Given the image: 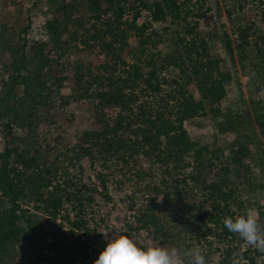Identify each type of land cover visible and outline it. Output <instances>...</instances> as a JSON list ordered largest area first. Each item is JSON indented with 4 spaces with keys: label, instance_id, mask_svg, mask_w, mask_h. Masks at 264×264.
Returning a JSON list of instances; mask_svg holds the SVG:
<instances>
[{
    "label": "trees",
    "instance_id": "trees-1",
    "mask_svg": "<svg viewBox=\"0 0 264 264\" xmlns=\"http://www.w3.org/2000/svg\"><path fill=\"white\" fill-rule=\"evenodd\" d=\"M52 1L66 22L84 8L88 42L104 54L100 66L72 78L73 99L89 101L95 128L81 134L71 155L57 157L18 136L57 122L58 100L70 104L62 94L68 78L60 56L49 55L50 42L31 37L30 11L21 30L0 23V264H93L117 235L146 233L178 249L190 232H202L196 244L206 264L213 256L231 264L234 254L262 264L263 254L223 220L252 208L264 225V179L256 181L251 142L240 132L250 120L231 112L228 89L236 58L246 76L258 61L264 84V0H225L231 33L209 0ZM253 4L259 23L243 22ZM61 23L45 27L59 52L68 32ZM254 117L264 137V105ZM201 118L237 140L223 149L191 137L185 124ZM246 189L257 204L243 198ZM118 192L126 221L109 230Z\"/></svg>",
    "mask_w": 264,
    "mask_h": 264
},
{
    "label": "rangeland",
    "instance_id": "rangeland-1",
    "mask_svg": "<svg viewBox=\"0 0 264 264\" xmlns=\"http://www.w3.org/2000/svg\"><path fill=\"white\" fill-rule=\"evenodd\" d=\"M57 1L61 2L62 0ZM64 1L67 3L72 2V0ZM209 2L219 24H225L229 33H231L232 29L227 16L225 0H209ZM53 4L55 3L52 0H0V23L6 24L11 29L21 30L29 24L27 14L28 11H30L32 26L31 37H33L34 40L50 42V47L48 48L49 55L53 57L54 60H57L59 56L61 58L62 65L59 67L61 68L60 74L68 78L65 80L62 94L70 98V104L66 106V108L59 107L60 100H58V105L56 104L57 107L53 112L55 120L58 123L56 122L53 125H42L33 131L22 130L18 132V136L24 139L26 144H30L32 147L36 148L39 147L44 153H53L57 157L60 156L59 154L71 155V151L75 148L81 134L95 128L94 113L89 101H75L73 99L75 92L72 89V78H74V73L80 68L85 70L87 67L100 66L101 63L105 61V57L99 47H94L92 42H88L91 33L87 32L85 29H89V15L84 8L77 7L73 16L66 22L63 20L62 13L59 14L56 12L55 8L50 7V5ZM49 20H61L62 27H66L68 30L62 39L64 42V49L60 52L56 50L55 43L52 42L46 34V22ZM242 21L259 23L260 14L257 4L248 7L242 15ZM132 45L135 46L136 42L132 41ZM216 48L218 55L223 57L225 51L223 47H221V44L218 43ZM253 63L254 66H256V64L258 65V61H254ZM254 66L248 69L251 73L246 76L237 58L235 64L230 63L233 81L228 87L230 96L229 103L231 105L229 106L232 109L231 112L235 113L239 109L241 114L250 120L247 129L241 130L240 132L242 135L248 136L251 142L252 170L256 172L255 179L256 181H263L264 137L261 134L259 126L256 124L254 111L255 108L264 105V84L258 73L261 72V70H257ZM185 127L191 137L203 140L213 147L219 145L223 149H227L234 143V140L238 138L235 137V135H222L221 131L216 130L213 122L207 118L188 121ZM2 136L3 134L0 133V139ZM14 136H16V134ZM52 158L53 156H51L49 160L53 161ZM84 165L89 167L86 175L92 174L93 169H90V165L86 163H84ZM116 195L115 200L117 201V205L109 207V209L111 208L110 215L106 217V223L104 224V226L109 227V230H119L122 225H125L126 221L124 219L125 212L122 211L124 210L123 204L121 203L122 194L118 192ZM243 198L247 202L256 203L254 192L248 189L245 190ZM201 233L195 234V232H190L185 234V239L181 241L184 245L179 247L178 250L196 248L205 256L204 249L196 244ZM131 236L132 239L136 240L141 245L151 246L154 243L163 244L159 240H152L146 233H141L139 235L132 234ZM257 252L263 254V256L260 257V262L264 264V252L259 250ZM215 258H217V256L210 257L208 259V264H216ZM80 261L81 259L75 260L71 264H81ZM31 264L62 263L61 261L47 263L33 261ZM183 264H189V259L183 258Z\"/></svg>",
    "mask_w": 264,
    "mask_h": 264
},
{
    "label": "clouds",
    "instance_id": "clouds-1",
    "mask_svg": "<svg viewBox=\"0 0 264 264\" xmlns=\"http://www.w3.org/2000/svg\"><path fill=\"white\" fill-rule=\"evenodd\" d=\"M224 227L237 234L247 245L264 252V225L259 222L258 214L252 208L239 216L225 217ZM206 264L204 254L196 248L177 249L154 243L141 245L127 234L108 239L93 264ZM231 264H246L244 258L234 254Z\"/></svg>",
    "mask_w": 264,
    "mask_h": 264
}]
</instances>
